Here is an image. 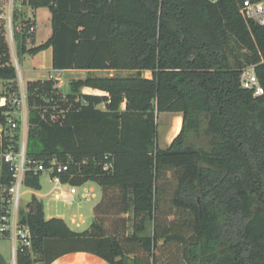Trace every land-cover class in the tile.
<instances>
[{
    "label": "trees",
    "instance_id": "1",
    "mask_svg": "<svg viewBox=\"0 0 264 264\" xmlns=\"http://www.w3.org/2000/svg\"><path fill=\"white\" fill-rule=\"evenodd\" d=\"M15 1L49 9L53 27L29 47L33 24L14 4L19 55L51 48L53 69L129 72L72 80L65 97L53 80L28 82L27 159L69 164L64 180L96 181L102 197L90 226L75 231L47 218L33 195L19 210L32 245L16 264L78 251L110 264H264V93L241 84L254 66L264 88V26L243 19L241 0ZM4 31L0 80L18 93ZM163 112L183 117L166 148L157 142ZM11 117L10 105L0 106V127ZM12 173L3 163L0 220ZM41 175L27 171L25 185L39 190Z\"/></svg>",
    "mask_w": 264,
    "mask_h": 264
},
{
    "label": "built area",
    "instance_id": "2",
    "mask_svg": "<svg viewBox=\"0 0 264 264\" xmlns=\"http://www.w3.org/2000/svg\"><path fill=\"white\" fill-rule=\"evenodd\" d=\"M239 13L247 22H253L264 26V0H241ZM33 30V27L31 28ZM18 69V66H17ZM62 71L54 69V74L50 77L54 79L58 87L64 85ZM241 84L244 88L253 90L255 96L262 95L264 88L259 82L254 66L246 67L241 76ZM2 106L10 105L12 117L5 126L0 127V168L3 163L9 164L12 170L13 179L7 188L4 198V209L0 220V233L6 234L13 241V258L16 260L18 250L24 247H31L32 236L28 226L22 225L19 221V210L21 209V188L25 184V174L32 170L37 173H48L50 176L51 189L47 196H51L54 201L71 205L76 198V185L70 183L73 174L69 173V164L62 163L56 158L48 165L44 162L28 160L27 149V128L28 123V103L27 94L23 87L18 93H11L1 98ZM23 116L24 128L21 136L17 130L20 128L18 115ZM27 121V122H26ZM111 167L110 163L105 164V169ZM69 180L65 181L64 177ZM94 197L93 189L85 190L83 198Z\"/></svg>",
    "mask_w": 264,
    "mask_h": 264
},
{
    "label": "rangeland",
    "instance_id": "3",
    "mask_svg": "<svg viewBox=\"0 0 264 264\" xmlns=\"http://www.w3.org/2000/svg\"><path fill=\"white\" fill-rule=\"evenodd\" d=\"M14 4L21 9L25 19H28L30 23L33 24V30H31L29 37L27 38V45L29 47L36 46L47 41L53 33V27L51 22V12L47 8L32 9L31 7L24 6L21 2L15 0H0V25L3 26L4 32L8 36L11 49L12 61L15 63L16 68L18 66V81L16 82V87L18 91L21 87H27L28 81L35 80H53L50 75L54 74V69L52 68V51L51 48L43 49L42 51L30 55V54H18L17 42L14 40L12 33V12L14 9ZM8 27V30H7ZM79 73H64L62 78L64 80V85L58 87L56 82L55 86L61 91L63 97L68 94L69 83L68 75L74 77L75 79L86 78L87 74L83 70H76ZM119 75L125 76L129 74L128 71H123L118 73ZM150 76L149 72L145 73ZM98 77L107 76L106 73H96ZM6 85L0 80V97L7 93ZM17 118L20 120V128L17 130L19 136H21L24 128V120L22 115H18ZM28 120V117H27ZM171 121V115L168 112H163L159 114L157 119V142L160 146L165 145L166 140V126L167 122ZM27 122V121H26ZM28 123H26L27 125ZM175 133H172L169 138H172ZM52 185L50 183V176L48 173H43L41 175V188L39 190H34L25 184L22 186V197H21V208L32 199L33 195L40 198L44 203V212L47 218L50 217H63V219L70 226L77 230H84L88 228L93 220V207L97 204L102 197L101 188L96 181H88L82 185H76L77 194L75 201L68 205L63 202L54 201L51 196H47V193L51 189ZM93 189L94 197L83 198L82 194L85 190ZM73 214L83 216L84 223L79 222V226L71 224L70 218Z\"/></svg>",
    "mask_w": 264,
    "mask_h": 264
},
{
    "label": "crops",
    "instance_id": "4",
    "mask_svg": "<svg viewBox=\"0 0 264 264\" xmlns=\"http://www.w3.org/2000/svg\"><path fill=\"white\" fill-rule=\"evenodd\" d=\"M43 8H45V7H43ZM51 51H52V49H51ZM76 70H78V69L63 70L62 76L64 73H72V74L73 73H79V72H75ZM79 70H81V69H79ZM83 71H84V73L87 74V77L91 76V75L97 76L96 73H101V72L106 73L107 76L119 75L118 73L123 72V71H114V70H94V71L83 70ZM107 76H104V77H107ZM81 79H85V78H81ZM68 80L72 81V80H78V79H75L74 77L68 75ZM3 83L5 84V82H3ZM5 87L7 88V86H5ZM24 89H25L26 94H27V87H24ZM82 93L83 94H91V95H105L106 94V92H104V91H101L99 89H94L91 87H84L82 89ZM6 94H8V89H7ZM1 98H2V96L0 97V106L3 105ZM97 107L100 109H105V103H100L99 105H97ZM121 109L122 110L125 109V103L122 104ZM168 113L171 115V121L168 120V122H167L165 145L162 147L158 144L159 147H161V148H166L172 142L174 137H176L180 133L181 128H182V124H183L182 113H171V112H168ZM172 133H175V134L173 135L172 138H169V136ZM59 217L63 218L61 216H59ZM50 218H52V217H50ZM78 221H81L82 223H84V219H83L82 214L81 215L73 214L72 217L70 218L71 224L72 225L75 224V225L79 226L80 224ZM70 228L75 230V231H81V230L75 229L72 226H70ZM0 264H16V260H14V258H13V241L11 240V238H9L7 236L0 238ZM35 264H43V263L41 261H37ZM51 264H110V263L108 261H106L105 259H103V258H101V257H99L93 253L78 251V252H71V253L65 254V255L59 257L58 259H56L55 261H53Z\"/></svg>",
    "mask_w": 264,
    "mask_h": 264
},
{
    "label": "water",
    "instance_id": "5",
    "mask_svg": "<svg viewBox=\"0 0 264 264\" xmlns=\"http://www.w3.org/2000/svg\"><path fill=\"white\" fill-rule=\"evenodd\" d=\"M211 1H215V0H211Z\"/></svg>",
    "mask_w": 264,
    "mask_h": 264
}]
</instances>
